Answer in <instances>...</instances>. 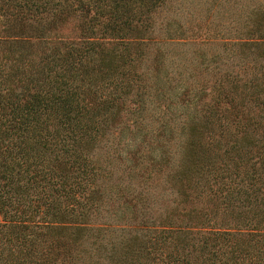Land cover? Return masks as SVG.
I'll return each instance as SVG.
<instances>
[{
    "label": "trees",
    "instance_id": "obj_1",
    "mask_svg": "<svg viewBox=\"0 0 264 264\" xmlns=\"http://www.w3.org/2000/svg\"><path fill=\"white\" fill-rule=\"evenodd\" d=\"M0 264H264V0H0Z\"/></svg>",
    "mask_w": 264,
    "mask_h": 264
}]
</instances>
